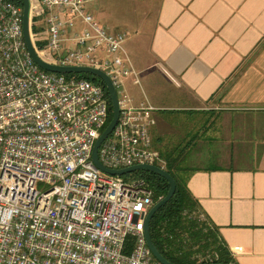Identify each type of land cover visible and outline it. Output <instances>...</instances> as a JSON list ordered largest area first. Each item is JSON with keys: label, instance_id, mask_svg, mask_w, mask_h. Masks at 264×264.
<instances>
[{"label": "built area", "instance_id": "1", "mask_svg": "<svg viewBox=\"0 0 264 264\" xmlns=\"http://www.w3.org/2000/svg\"><path fill=\"white\" fill-rule=\"evenodd\" d=\"M92 2L29 0V24L34 16L46 33L37 53L45 60L48 49L50 63L95 67L112 81L119 113L97 149L105 167L164 168L149 134L154 108L133 104L124 88L125 78L137 81L126 33L100 25L86 10ZM22 13L21 2L0 0V264H162L144 234L155 202L145 178L124 180L92 161L107 126L103 87L41 68L26 47Z\"/></svg>", "mask_w": 264, "mask_h": 264}, {"label": "crops", "instance_id": "2", "mask_svg": "<svg viewBox=\"0 0 264 264\" xmlns=\"http://www.w3.org/2000/svg\"><path fill=\"white\" fill-rule=\"evenodd\" d=\"M155 5L148 22L109 29L126 33L124 47L131 37L125 49L137 81L127 77L125 91L154 108L149 134L159 154L177 141L186 185L232 259L264 264V0ZM167 112L190 116L168 123ZM210 138L223 145L202 163ZM249 148L256 161L240 164Z\"/></svg>", "mask_w": 264, "mask_h": 264}, {"label": "trees", "instance_id": "3", "mask_svg": "<svg viewBox=\"0 0 264 264\" xmlns=\"http://www.w3.org/2000/svg\"><path fill=\"white\" fill-rule=\"evenodd\" d=\"M10 1L20 3V0ZM29 28L33 46L40 53V49L46 46V42L39 39L42 30L38 27V19L34 16L30 20ZM75 75L101 84L108 101L106 122L108 124L112 117V106L104 83L88 73H76ZM160 155L165 162L164 169L175 181V191L150 220L149 232L152 243L164 258L174 264H198L200 259L196 258V255L205 256L208 251H210L209 261L229 264L233 259L228 248L220 238L216 226L203 214L199 202L186 185L185 168L178 162L179 155L173 156L171 152H163V154L160 152ZM139 176L147 181L155 202L167 193L168 182L158 174L137 170L122 175L124 180Z\"/></svg>", "mask_w": 264, "mask_h": 264}, {"label": "water", "instance_id": "4", "mask_svg": "<svg viewBox=\"0 0 264 264\" xmlns=\"http://www.w3.org/2000/svg\"><path fill=\"white\" fill-rule=\"evenodd\" d=\"M22 7H23V13H22V30H23V37L25 40L26 47L32 57V59L43 69L51 72L56 73H88L91 74L97 78H99L105 85L111 106H112V117L105 127V129L102 131L100 136L96 139V141L93 144L92 147V161L96 167H98L103 172L110 173L112 175H124L133 171L137 170H146L153 172L155 174H158L165 178L168 182L169 188L167 193L161 197L158 201L154 202V204L150 207L146 218L144 222V234L146 243L153 254V256L160 261L162 264H174L168 261L166 258H164L159 251L156 249L155 245L151 241L150 232H149V223L153 216V214L158 210L159 207H161L163 204H165L173 195L175 191V181L173 177L162 167L153 165V164H136L133 166H129L122 169H110L105 167L98 159L97 157V149L101 141L110 133L113 126L116 123L118 113H119V106H118V100L116 96L115 88L112 84V81L110 80L109 76L102 70L91 67V66H62L57 64H52L43 58L40 57V55L37 53L33 46V42L31 40L30 35V29H29V16H30V4L29 0H20ZM198 264H217V263H198Z\"/></svg>", "mask_w": 264, "mask_h": 264}, {"label": "rangeland", "instance_id": "5", "mask_svg": "<svg viewBox=\"0 0 264 264\" xmlns=\"http://www.w3.org/2000/svg\"><path fill=\"white\" fill-rule=\"evenodd\" d=\"M157 0H93L92 3L86 6L87 12L91 13L96 21L110 29V27L123 28L124 30L128 29V26L134 27L137 21L148 22L154 16V6H156ZM153 9V10H152ZM148 20V21H147ZM42 35L46 36L44 29L42 31ZM131 37L128 36V40L125 43V47L130 46ZM43 57L46 61L54 62V58L51 52L46 49ZM127 78L124 80V84ZM164 118V121L167 120L168 123L181 121L183 118L189 117L190 115H183L180 112H167L166 114L161 115ZM186 116V117H184ZM208 115L197 114L196 118H205ZM177 129V125H175ZM177 141L169 142L167 145V149L161 150L163 152H171L173 156H178L179 153L176 150ZM206 146H209V150H206L204 153L208 154V158L202 160V163H207V161H213L215 159L216 154L218 153V149L223 145V142L219 138H210L206 139ZM234 144L242 145V141H234ZM252 149L249 148L243 157V161L239 162L240 164H253L256 161V157L251 156L250 153ZM190 156L189 154L187 155ZM181 156L179 155V163L181 164ZM186 160L187 163L192 161V158H183V161ZM201 163V164H202ZM183 167V166H182ZM186 177V175H185ZM187 180V177L184 178ZM39 189H43L45 186L43 183H39L37 185ZM201 216V215H200ZM210 251L206 253V255L197 254L196 258L203 259L209 256Z\"/></svg>", "mask_w": 264, "mask_h": 264}]
</instances>
